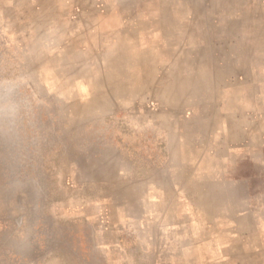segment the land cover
Returning <instances> with one entry per match:
<instances>
[{
    "label": "crops",
    "instance_id": "0c3cea01",
    "mask_svg": "<svg viewBox=\"0 0 264 264\" xmlns=\"http://www.w3.org/2000/svg\"><path fill=\"white\" fill-rule=\"evenodd\" d=\"M201 5L0 0V38L35 52L49 91L79 99L83 116L91 109L102 122L122 120L131 134L127 146L109 145L107 167L83 169V186L112 193L87 199L76 213L83 230L75 242L66 232L50 243L46 264H254L244 180L232 172L264 149V43L254 47L252 80L244 64L213 61L210 38H179L181 20L196 32L208 19ZM117 17L126 38L116 34ZM166 21L175 38H164ZM257 34L264 39L262 26ZM0 264L40 262L16 254Z\"/></svg>",
    "mask_w": 264,
    "mask_h": 264
},
{
    "label": "rangeland",
    "instance_id": "374dc122",
    "mask_svg": "<svg viewBox=\"0 0 264 264\" xmlns=\"http://www.w3.org/2000/svg\"><path fill=\"white\" fill-rule=\"evenodd\" d=\"M199 1L198 11L203 14L206 4L208 19H200L196 32L188 19L181 20L179 38H210L213 61L231 68L244 64L246 78L252 80L258 60L254 47L264 43L257 34L260 26L264 28V0ZM127 29L117 17V36L126 38ZM173 29L166 21L164 38H175L170 35ZM34 54L19 47L15 38H0V256H31L46 264L50 243H59L66 232L67 242H75L83 230L76 213L87 199L112 193L113 188L83 186V169L92 174L91 168L96 173L107 167L112 158L109 145L127 146L124 136L131 134L125 133L122 120L102 122L91 109L83 116L79 99L53 95L34 66ZM232 173L244 180L243 226L252 244V262L264 264V149L238 159Z\"/></svg>",
    "mask_w": 264,
    "mask_h": 264
}]
</instances>
